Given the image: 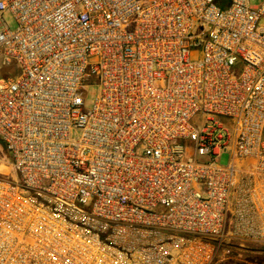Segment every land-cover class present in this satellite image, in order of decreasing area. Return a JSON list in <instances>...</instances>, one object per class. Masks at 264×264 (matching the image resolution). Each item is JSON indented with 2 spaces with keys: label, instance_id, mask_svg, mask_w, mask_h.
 Wrapping results in <instances>:
<instances>
[{
  "label": "built area",
  "instance_id": "built-area-1",
  "mask_svg": "<svg viewBox=\"0 0 264 264\" xmlns=\"http://www.w3.org/2000/svg\"><path fill=\"white\" fill-rule=\"evenodd\" d=\"M0 25V264L264 242V0H0Z\"/></svg>",
  "mask_w": 264,
  "mask_h": 264
},
{
  "label": "rangeland",
  "instance_id": "rangeland-1",
  "mask_svg": "<svg viewBox=\"0 0 264 264\" xmlns=\"http://www.w3.org/2000/svg\"><path fill=\"white\" fill-rule=\"evenodd\" d=\"M251 3L254 5H257L260 3V0H251ZM4 21L11 27H16V22L13 19V16L10 12H6L3 15ZM1 29V25H0ZM98 87L94 86L90 88V94L88 97L87 105L90 106L93 98L94 93L97 92ZM4 147L2 146L0 142V155L4 153ZM231 158V150H228L226 152H223L221 156L219 157L220 163L227 164ZM247 249H240L237 250L235 253V256L231 259H228L223 264H250V263H258V264H264V242H257V241H250L246 243Z\"/></svg>",
  "mask_w": 264,
  "mask_h": 264
},
{
  "label": "trees",
  "instance_id": "trees-1",
  "mask_svg": "<svg viewBox=\"0 0 264 264\" xmlns=\"http://www.w3.org/2000/svg\"><path fill=\"white\" fill-rule=\"evenodd\" d=\"M218 4H220L221 6H226L229 3V0H217ZM1 144L2 141L0 140ZM3 146V144H2Z\"/></svg>",
  "mask_w": 264,
  "mask_h": 264
}]
</instances>
